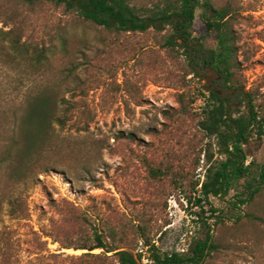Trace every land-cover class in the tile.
I'll use <instances>...</instances> for the list:
<instances>
[{"label": "rangeland", "instance_id": "obj_1", "mask_svg": "<svg viewBox=\"0 0 264 264\" xmlns=\"http://www.w3.org/2000/svg\"><path fill=\"white\" fill-rule=\"evenodd\" d=\"M232 1L237 10L233 29L239 75L244 82L238 92L224 88L221 78L204 65H195L196 74H186L187 57L162 43L167 31L151 27L112 33L63 7L45 4L30 10L16 0H0V28L17 26L28 43L52 51L46 72L36 76L48 81L50 95L74 103L66 124L52 123L49 128L51 143L63 152L48 163L58 161L62 166L39 171L26 185L27 219L10 218L1 209L0 230H8L14 247L12 264H32L33 238L42 235L50 220H59L55 203L61 199L95 217L116 210L143 213L149 235L163 253L185 250L200 219L212 217L214 209H231L235 191L198 203L200 195L192 180H202L208 163L223 157L218 155L215 136L201 124L218 103L208 90L228 103L232 115H247V102L252 101L264 117V0ZM210 13L197 7L191 26L194 42L199 40L203 51L216 47L204 24V14ZM179 92L192 102L186 114L178 113ZM244 149L248 161H264V133L252 131ZM150 167L160 168L161 176L154 178ZM259 200L256 207L239 209L264 215V195ZM207 221L213 223L214 218ZM212 234L217 249L202 264H264V224L224 219L213 226ZM71 236L77 235L73 231ZM42 239L48 249L58 252L56 242ZM136 248L133 253L143 250L142 264L148 262L140 242Z\"/></svg>", "mask_w": 264, "mask_h": 264}, {"label": "trees", "instance_id": "obj_2", "mask_svg": "<svg viewBox=\"0 0 264 264\" xmlns=\"http://www.w3.org/2000/svg\"><path fill=\"white\" fill-rule=\"evenodd\" d=\"M16 1L30 10L49 4L76 11L80 20L112 33L145 31L151 27L167 31L162 35V43L170 50L180 49L187 57L186 74H196L195 65L201 64L221 78L224 88L236 92L244 88L233 29L237 10L232 0H143L140 6L136 5L137 0H76L78 4L74 0ZM197 7L211 11L204 14V24L213 33L216 47L206 51L199 40L194 42L191 32ZM20 30L17 26L0 28V212L4 207L6 215L17 220L29 215L26 185L39 171L58 170L62 166L58 161L48 163L49 158H59L63 152V148L51 143L49 128L52 123L63 127L74 108V103L64 96L50 95L48 81L36 76L46 72L52 51L28 43ZM61 41L64 42L63 37ZM208 91L209 97L218 103L207 111V119L201 124L208 134L215 136L218 155L223 157L214 163L207 159L203 179L192 180V188L199 192L198 203L208 196H225L235 191L237 196L230 201L231 209H214L212 217L200 219V227L185 250L163 253L154 245L143 213L132 215L116 210L109 216L95 217L61 199L55 203L59 220H50L42 235L33 238L32 264H142L143 250L133 253L139 242L147 253L148 262L143 264H202L217 249L213 226L224 219L239 222L242 218L264 224V215L239 209L240 205L256 207L264 195V161H248L244 149L252 131L259 136L264 133V117L252 101L247 102V115H232L228 103L216 92ZM176 100L178 113H188L192 102L186 101L185 94L177 93ZM126 137L132 138L130 134ZM149 172L154 178L162 174L158 167H150ZM233 209L237 211L231 212ZM208 218H214L213 223ZM62 225L69 226V230ZM73 231L77 236H71ZM43 236L58 244V252L48 249ZM13 248L8 230H0V264H12ZM62 249L82 252L69 254ZM95 249L100 251L94 252Z\"/></svg>", "mask_w": 264, "mask_h": 264}, {"label": "water", "instance_id": "obj_3", "mask_svg": "<svg viewBox=\"0 0 264 264\" xmlns=\"http://www.w3.org/2000/svg\"><path fill=\"white\" fill-rule=\"evenodd\" d=\"M76 4H78V2L76 0H74Z\"/></svg>", "mask_w": 264, "mask_h": 264}]
</instances>
